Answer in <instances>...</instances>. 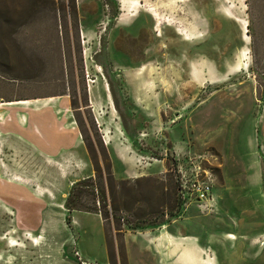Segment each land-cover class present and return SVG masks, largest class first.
<instances>
[{
    "label": "rangeland",
    "instance_id": "1",
    "mask_svg": "<svg viewBox=\"0 0 264 264\" xmlns=\"http://www.w3.org/2000/svg\"><path fill=\"white\" fill-rule=\"evenodd\" d=\"M58 95L108 219L58 210L65 191L46 176L54 196L26 213L52 216L37 247L0 203V264H127L125 234L163 228L196 237L201 257L227 237L217 263L264 264V0H0V98ZM182 179L210 181L215 204ZM147 219L161 224L126 225Z\"/></svg>",
    "mask_w": 264,
    "mask_h": 264
},
{
    "label": "crops",
    "instance_id": "2",
    "mask_svg": "<svg viewBox=\"0 0 264 264\" xmlns=\"http://www.w3.org/2000/svg\"><path fill=\"white\" fill-rule=\"evenodd\" d=\"M190 9L193 12L194 6ZM193 29L201 35L196 27ZM190 68L191 72L197 70L200 73L194 63ZM0 104V203L5 204V209L8 205L15 208L14 222L27 229L23 236L35 248L40 242L33 244L30 239H38L48 232L46 228L52 222V216L48 210L34 215L26 213L30 207H47L50 196H54L56 187L46 176L54 173L59 176V189L65 191L62 201L56 204L60 211L59 207L65 209L67 188L91 177L83 136L66 95L14 96L0 98ZM33 174L37 176L35 180L31 178ZM32 183L36 187H32ZM204 202L207 206L215 204L212 197ZM225 236L236 238L233 233ZM0 239H5L6 246H10L7 237ZM125 239L128 243L127 264H220L216 256L213 257L211 243L224 238L209 236L205 257L200 255L202 249L196 237L179 236L176 230L170 232L163 228L160 234L129 232ZM224 240L230 241L227 237ZM149 242L154 246L148 247ZM63 257L60 259L63 264H71Z\"/></svg>",
    "mask_w": 264,
    "mask_h": 264
},
{
    "label": "trees",
    "instance_id": "3",
    "mask_svg": "<svg viewBox=\"0 0 264 264\" xmlns=\"http://www.w3.org/2000/svg\"><path fill=\"white\" fill-rule=\"evenodd\" d=\"M109 175L110 174L108 173V176ZM95 186H96V180L94 179V177H89L84 180H80L76 182L66 197L65 204H64L65 209L70 212L80 211V212H86V213L100 214L103 220L108 219V216H107L108 204L106 200V195L101 189ZM86 194L87 196L90 195L94 197V199L98 198L97 203L99 204V207H96V206L89 207L83 204L81 201L84 195ZM116 211L117 209L114 207L112 203V196H111L110 215L114 219L115 224L117 223L116 216H115ZM103 213L106 214L105 217ZM159 224H161V222L157 223L155 221L147 219V220L137 222L133 224V226L129 223H127L126 225L129 229H136V228H141L145 226H155ZM116 230H121V229L116 228Z\"/></svg>",
    "mask_w": 264,
    "mask_h": 264
},
{
    "label": "built area",
    "instance_id": "4",
    "mask_svg": "<svg viewBox=\"0 0 264 264\" xmlns=\"http://www.w3.org/2000/svg\"><path fill=\"white\" fill-rule=\"evenodd\" d=\"M210 183H211L210 181L201 182L198 179L188 183L185 179H182L179 192L181 194H185L189 190L192 191L196 195V197H198L202 201H207V200L209 201L212 197ZM76 255L78 254L76 253ZM81 264H86V263L81 261Z\"/></svg>",
    "mask_w": 264,
    "mask_h": 264
},
{
    "label": "bare ground",
    "instance_id": "5",
    "mask_svg": "<svg viewBox=\"0 0 264 264\" xmlns=\"http://www.w3.org/2000/svg\"><path fill=\"white\" fill-rule=\"evenodd\" d=\"M188 39H189V38H188ZM8 104H9V103H8ZM0 105H1V104H0ZM60 208H61V207H60ZM37 240H38V239H34V240H33V243L36 244V243L38 242Z\"/></svg>",
    "mask_w": 264,
    "mask_h": 264
}]
</instances>
